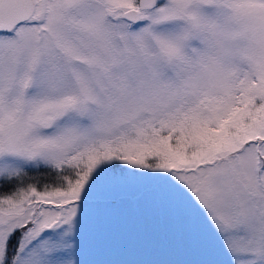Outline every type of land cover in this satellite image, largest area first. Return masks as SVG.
<instances>
[{
	"label": "snow or ice",
	"instance_id": "6c2138e0",
	"mask_svg": "<svg viewBox=\"0 0 264 264\" xmlns=\"http://www.w3.org/2000/svg\"><path fill=\"white\" fill-rule=\"evenodd\" d=\"M0 264H264V0H0Z\"/></svg>",
	"mask_w": 264,
	"mask_h": 264
},
{
	"label": "rangeland",
	"instance_id": "374dc122",
	"mask_svg": "<svg viewBox=\"0 0 264 264\" xmlns=\"http://www.w3.org/2000/svg\"><path fill=\"white\" fill-rule=\"evenodd\" d=\"M171 223L159 215L155 214L150 208L141 203L133 209V215L127 221L119 224H102L97 243L102 249L115 247L117 244L128 242L126 237L131 234L133 240L139 234V243H162L167 244L172 240L169 229ZM179 244V238L175 239Z\"/></svg>",
	"mask_w": 264,
	"mask_h": 264
}]
</instances>
